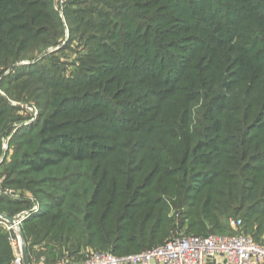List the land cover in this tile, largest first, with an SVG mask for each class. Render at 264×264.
Masks as SVG:
<instances>
[{
	"label": "trees",
	"instance_id": "16d2710c",
	"mask_svg": "<svg viewBox=\"0 0 264 264\" xmlns=\"http://www.w3.org/2000/svg\"><path fill=\"white\" fill-rule=\"evenodd\" d=\"M33 1H43L46 4L48 2V0H0L1 52L7 54L6 33L7 36H10L19 32H25L27 35L33 32V29L29 27L26 12L27 7L34 3ZM142 1L131 0L134 5H130L132 11H142L144 9L142 6L135 5L136 3L141 4ZM225 1H228V6L225 4L226 6L222 10L224 12L221 11L213 15L208 7V0H178V4L183 7L186 13L183 18L170 22L169 27L154 30L149 33V37L137 36L138 50L143 53L142 46H144L149 54L153 52L156 57L152 67L139 66L136 63L134 70L131 68L132 71L129 73L130 69L127 70L125 64L128 61L126 57L131 55L122 52L121 56H118L117 53L114 55L116 58L112 57L111 63L101 60L92 61L94 65L90 67V75L87 78H78L72 85L61 87V90L64 87H72L71 90L75 88L78 91L79 96L77 95L75 98L76 102L73 106L64 101L67 96L53 101L51 98L57 94L48 96L43 106L48 112L50 110L52 112L48 115L43 113L40 118L42 123L34 126L33 130L19 134L12 139L14 147L12 167L17 168V172L23 179L13 178L10 185L26 188L28 185H33L35 179L53 178V175L59 173L68 162L86 165L85 163L98 160L104 157L109 150L104 141H115L121 134L139 131L134 127L140 122L137 120L140 117L147 119L145 112L147 108L144 106L143 110L134 113L133 117L124 118L121 116L122 112H109L111 106L104 95H111L113 97L111 99L127 109L130 99L138 98L145 91L138 88L140 83L145 81H152L156 85V90L150 94V97L155 98V95L159 93L157 94L159 100L165 102L175 96L177 105L175 107L168 106L166 110V117L171 118H165L161 109H156V121L164 116L165 136L171 140H177L185 133L182 129L176 130V125L180 124L184 127V131L187 129L185 125L193 121L198 125L193 133L196 138H194L192 153L184 152L182 155L180 152L179 156L175 157L172 151L171 157L168 151L165 152V155L172 159L173 169L177 170L176 173H179L182 179V187L190 190L194 186L197 187L196 189L203 190L213 185L217 178L228 186L231 183L230 175L222 171L223 167L237 166L236 163L243 157L245 166L250 162L255 163L252 166L254 168H248L254 178L261 174L264 175V158L260 157L261 153L259 152L261 146L264 149L262 135L264 111H259L256 115L250 113L248 119L250 122L245 124L237 116L230 114L232 110L228 99L229 92L237 85L248 84L252 87V92H257L255 94L260 95V100L256 105L257 109H264V0ZM123 10V19L130 20L132 18L131 9L126 11L123 8ZM242 31H245L246 34H242ZM194 33L198 34L201 39L189 40L196 43L192 48L187 49V52L181 53L184 47H187L184 46L185 42H189L183 41L181 35L188 34L185 37H189ZM122 36L124 34L121 33L119 38ZM26 37L28 38L25 34L21 35L20 41L23 43ZM99 54L101 52H95V56ZM196 55L197 59L204 57L207 63H211L206 68V73L210 74L207 75V78H198L195 79L197 82L190 83L188 88H192V84H195L196 88V90H192V93H182V88L177 91V85L184 81L188 64ZM131 59L133 60V58ZM82 67L83 69L87 68L84 62H82ZM119 71L121 73L118 76L108 78ZM218 73L220 76L224 75L221 80L217 78ZM135 74L140 77L139 84H127V81L133 80ZM100 75L104 76L100 77ZM116 84H120V86L114 89ZM45 86L46 89L48 85L45 84ZM192 103L199 106L195 112H192L195 107ZM8 112L0 101V141L6 135L8 124L12 122L6 118ZM124 119H129L131 125L124 124ZM252 124L254 127L247 131V128ZM235 125H239L240 130ZM93 126L95 129H100V132L85 131ZM236 133H239V136ZM234 135L236 136L233 137ZM188 139L191 137L188 136ZM205 150L208 152H203ZM188 162L194 167L214 164V170L210 168L204 172L189 173ZM167 163L168 160L164 159V165ZM165 171H170V168L164 167ZM207 172L210 173L207 175ZM76 174L78 173L71 170L65 173L67 177ZM93 175L95 181L91 183L90 190L87 191L90 192L93 188L89 194L92 205H87L85 208L87 210L93 207V211L84 213L83 206L86 207V202L83 197L65 196V191H61L64 206L57 207L56 214L51 217H47V214L39 216L37 221L40 224L36 223L30 230H25L28 243L29 237L35 238V240L45 239L44 241L49 245L43 248L42 254L53 262L63 258L64 255L63 250L51 246L50 243L54 242L64 244L67 251H71L70 255L87 247L109 249L111 250L109 253L113 255L116 253L125 254L129 251L135 254L166 242H158L153 245V239L157 233L167 235V232L161 228L165 220L164 208L161 206L142 208L138 216H136L138 212H128L126 209L114 214L115 212L110 209L108 204L103 203L102 206L100 203L95 204L100 191L97 186L101 177L98 178V175H95V170ZM28 177L30 179H27ZM33 177L36 178L33 179ZM30 181L33 182L30 183ZM145 181L149 183L150 179L146 177ZM66 193L68 194L69 190ZM75 197L76 200L72 202ZM24 206H26L24 202L6 198L0 193V214L13 218L14 214ZM99 206L101 211L97 217L94 211ZM66 212L81 214L85 220L82 224L77 221L72 223L69 218L65 217ZM201 212L203 211L194 212L193 218H197V220L191 222L190 230L186 235H210L203 233L206 228L204 229L203 225L199 224L202 218L211 223L212 230H219L223 232L220 234L225 235L234 234L228 224L229 218L226 219L224 226H221L217 220L219 216ZM113 215L114 217H112ZM254 215L257 217L254 222L257 223L258 231L264 233V208H257ZM129 219H135V223L127 224ZM59 220H67L70 227L64 225L57 227L54 221L58 222ZM29 223L31 222L28 221L24 224ZM243 229H245L244 222ZM70 230L76 232L75 239L70 237ZM193 231L195 232L193 233ZM0 233V264H8L12 259L11 249L6 234L3 230ZM159 239L158 236L154 242ZM254 240L259 242L255 238ZM27 252L30 254L29 249Z\"/></svg>",
	"mask_w": 264,
	"mask_h": 264
},
{
	"label": "rangeland",
	"instance_id": "374dc122",
	"mask_svg": "<svg viewBox=\"0 0 264 264\" xmlns=\"http://www.w3.org/2000/svg\"><path fill=\"white\" fill-rule=\"evenodd\" d=\"M33 2L26 9L27 21L33 32H30L29 35L19 32L10 36H7L6 33L7 54L0 51V101L9 111L6 118L12 121L8 124L6 135L0 141V193L2 196L6 193L7 195L4 197L26 204L14 216L22 217L23 222L20 229L27 251L29 249L32 256L41 255L43 248L49 245L44 241L45 239L35 240L32 237L28 238V243L25 230H30L36 223L40 224L37 221L39 216L47 214V217H51L56 214L57 207L64 206L61 191H65V196L83 197L86 202V207L83 206L84 213L93 211V207L87 210L85 208L87 205H92L89 194L93 188L90 192L87 191L90 190L91 183L95 181L94 170L95 175L97 174L98 178L101 177L97 186L100 191L95 204L100 203V206L103 203L108 204L110 209L115 212L114 214L124 209L128 212H138L136 216L140 214L142 208L148 209L155 206L164 208L165 220L161 228L167 232V235L157 233L154 239L158 236L160 239L157 242H154L153 239V245L168 241L178 234L186 235L190 230L191 222L197 220V218H193L196 211L219 216L217 220L221 226H224L227 218H241L245 223L243 233L257 239L258 243L264 244V233L258 231L257 223L254 222L257 218L254 211L259 207L264 208V175L261 174L254 178L248 168L255 163L250 162L245 166L243 157L236 163L237 166L223 167L222 171L230 175L231 183L228 186L217 178L213 185L203 190L196 189L197 187L194 186L190 190L182 187V179L179 173H176L177 170L173 169L172 159L168 158L165 152L168 151L171 157L172 151L175 157L179 156L180 152L182 155L184 152L192 153L194 138H196L193 133L198 125L193 121L185 125L187 126L185 131L180 124L176 125V130L182 129L185 133L177 140H171L165 136L166 123L163 118L164 116L171 118L166 117L167 107H175L177 103L175 96L165 102L159 100L157 95L159 93L155 95V98L150 97V94L156 90V85L152 81L140 83L138 88L145 91L138 98L130 99L127 109L111 99V95H104L111 106L109 112H122L121 116L124 118L133 117V114L141 112L140 110H143L144 106L147 108L145 111L147 119L140 117L137 119L140 122L134 127L139 131L121 134L115 141H104L109 148L104 157L85 163L86 165L68 162L59 173L53 175V178L39 180L33 177L35 181L33 185H28L27 189L10 185L13 178L23 179L17 172V168L12 167L14 157L12 139L19 134L33 130L34 126L42 123L40 118L43 113L48 115L52 112V110L48 112L43 106L48 96L57 94L51 98L52 101L67 96L64 101L73 106L78 91L75 88L71 90L72 87H64L61 90V87L72 85L78 78H87L90 75V67L94 65L92 61L101 60L111 63L112 57L117 53L118 56H121L122 52L131 55L126 57L128 61L125 64L127 70L130 69L129 73L134 70L136 63L139 66L152 67L156 57L153 52L149 54L144 46H142L143 53L138 50L137 36L149 37V33L169 27L170 22L183 18L186 14L183 7L178 4V0H143L141 4H135L142 6L144 8L142 11H132L134 5L131 0H48L47 4L43 1ZM207 3H209L208 7L213 15L221 12L226 5L228 6V1L225 0H208ZM123 8L126 11L131 9L132 18L130 20L123 19ZM121 33L124 36L119 38ZM24 34L28 38L26 37L22 43L20 36ZM242 34H246V32L242 31ZM186 35L188 34L181 35L183 41L201 39L196 33L189 37H185ZM195 43V41L185 42L184 46L187 47H184L181 53L187 52V49L192 48ZM95 52H101V54L95 56ZM82 62L87 66L86 69H83ZM210 64L204 57L197 59L196 55L188 64L184 81L177 85V91L182 88L181 92L187 94L196 90L195 84H192V88H188V86L190 83L197 82L195 79L207 78L210 73H206V68ZM120 73L121 71L114 73L108 78L118 76ZM103 76L100 75V77ZM136 76L135 74L133 80L127 81V84H139L140 77ZM219 76L218 73L217 78L220 80L224 77V75ZM123 81L126 80L123 79ZM45 84L48 85L46 89ZM118 86L120 84L114 85V89ZM255 93L252 92V87L248 84L237 85L228 94L232 110L230 114H234L241 122L248 124L250 113L256 115L259 111H264V109H257L256 105L260 100V95ZM192 105L195 106L194 103ZM198 107L195 106L192 112H195ZM157 108H160L165 115L156 121ZM123 123L131 125L129 119H124ZM235 126L239 127V125ZM94 127L87 128L85 131L100 132V129ZM253 127L254 124L250 125L247 131ZM262 133L264 137V131ZM188 136L191 139H188ZM257 140L260 139L257 138ZM259 152L261 153L260 157L264 158L263 146L260 147ZM164 159L168 160L166 165H164ZM187 164L190 166L189 173L204 172L214 168V164L197 165L196 167L191 166L189 162ZM164 167L170 168V171L165 172L172 174L171 176L164 172ZM70 170L78 174L67 177L65 173ZM146 177L150 179L149 183H146ZM135 189L138 191L135 192ZM76 197L72 199V202L76 200ZM100 206L94 211L96 216L101 211ZM65 217L69 218L72 223L77 221L82 224L85 220L83 215L75 213L66 212ZM28 221L31 223L25 225L24 223ZM134 223L135 219H129L127 224ZM54 224H57V227L60 225L70 227L67 220L54 221ZM199 224H202L204 229L206 228L203 233L220 236L236 234L234 230L232 235L220 234L223 232L212 230L211 223L203 218ZM0 231H2L1 228ZM69 232H71L70 237L75 239L76 232L71 230ZM50 244L63 250V257L69 258L70 261L80 260L89 251L111 252L109 249L87 247L70 255L71 251H67L64 244L57 242ZM131 254L134 252L116 253L115 255L127 256ZM8 264H11V261Z\"/></svg>",
	"mask_w": 264,
	"mask_h": 264
},
{
	"label": "built area",
	"instance_id": "2783aa9c",
	"mask_svg": "<svg viewBox=\"0 0 264 264\" xmlns=\"http://www.w3.org/2000/svg\"><path fill=\"white\" fill-rule=\"evenodd\" d=\"M13 220V223L0 220V228L11 249V264H24L22 217L14 216ZM228 224L235 235L178 234L163 244L127 256L89 251L78 261L63 257L51 262L44 254L32 256L27 252V255L29 264H264V244L243 233L241 219H229Z\"/></svg>",
	"mask_w": 264,
	"mask_h": 264
},
{
	"label": "water",
	"instance_id": "95a60500",
	"mask_svg": "<svg viewBox=\"0 0 264 264\" xmlns=\"http://www.w3.org/2000/svg\"><path fill=\"white\" fill-rule=\"evenodd\" d=\"M0 220L8 221L10 223L14 222L12 217H8V216H5L3 214H0ZM23 259H24V264H29L28 255H27V248H26V243H25L24 238H23Z\"/></svg>",
	"mask_w": 264,
	"mask_h": 264
},
{
	"label": "crops",
	"instance_id": "0c3cea01",
	"mask_svg": "<svg viewBox=\"0 0 264 264\" xmlns=\"http://www.w3.org/2000/svg\"><path fill=\"white\" fill-rule=\"evenodd\" d=\"M69 259V258H68ZM70 260V259H69Z\"/></svg>",
	"mask_w": 264,
	"mask_h": 264
}]
</instances>
